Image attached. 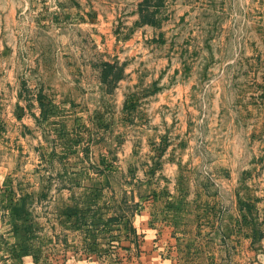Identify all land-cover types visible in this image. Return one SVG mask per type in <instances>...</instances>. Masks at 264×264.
Masks as SVG:
<instances>
[{
    "label": "crops",
    "instance_id": "1",
    "mask_svg": "<svg viewBox=\"0 0 264 264\" xmlns=\"http://www.w3.org/2000/svg\"><path fill=\"white\" fill-rule=\"evenodd\" d=\"M140 7L130 13V32L110 34L123 46L112 53L80 47L51 52L34 39L11 47L8 78L0 79L1 102L16 107L9 130L0 134V199L9 201L0 232L12 236L10 264H98L90 240L57 239L78 232L90 237L85 225L94 214L102 226L119 228L121 264H264L260 198H242L237 184L246 171L232 181V170L218 168L213 178L202 170L201 154L194 161L198 149L188 142L192 119L186 110L196 85L165 74L171 57L161 59L159 33L141 22ZM104 62L114 64L117 79L102 81ZM142 157L159 168L153 177L147 170L142 177L134 173L147 167ZM84 176L108 188L96 198L110 209L78 206L87 194L80 193ZM22 219L27 226L38 221L45 231L40 246L29 245L40 250L39 258L24 256ZM45 248L56 255L45 257Z\"/></svg>",
    "mask_w": 264,
    "mask_h": 264
},
{
    "label": "rangeland",
    "instance_id": "2",
    "mask_svg": "<svg viewBox=\"0 0 264 264\" xmlns=\"http://www.w3.org/2000/svg\"><path fill=\"white\" fill-rule=\"evenodd\" d=\"M139 3L144 10L141 14L152 19L151 24L159 33L156 41L161 48V59L171 57L165 74L170 73L178 82L196 85L190 91L192 104L186 110L192 119V135L188 142L198 149L194 161L201 154L202 170L213 178L212 172L218 168L232 170V181L238 173L246 171L237 184L242 198L248 203L249 197L260 198L255 202L262 209L264 0H0L1 81L8 78L9 51L16 41L25 46L34 39L38 47L49 48L51 52L62 47H80L94 49L102 55L112 53L116 47L122 49L110 34L131 31L134 25L130 24V13ZM146 31L149 29L144 28L143 33L147 34ZM61 35L65 36L64 40L57 39ZM141 45V41H137L134 47ZM136 107L141 108L142 104ZM14 112L16 107L10 102H1L0 97V134L9 130ZM141 159L147 167L135 169L137 176L142 177V170H147L150 177L158 173L159 168L149 166L151 160ZM236 161L238 168H235ZM109 170L118 171L114 167ZM220 174L225 175L224 181L228 182L226 173L221 171ZM82 179L80 193L88 196L78 200V206L91 211L110 209L102 199L96 198L102 197L108 188L91 176ZM114 186L118 187V192L123 189L120 183ZM1 191L10 192L9 187ZM8 204V200L0 199V215ZM17 222L25 226L24 233L19 235L28 245L24 248V256L41 257L40 250L29 245L40 246L45 240L42 226L35 220L30 226L23 219ZM87 222L90 226H85L91 230L90 237L88 233L78 232L70 237L61 234L57 239H88L94 245L90 250L96 255L98 264H121L119 228H115V224L102 226L106 224L101 215L96 217V214ZM11 240L9 232H0L1 264L8 262L7 246ZM54 250L42 249L43 255L54 257Z\"/></svg>",
    "mask_w": 264,
    "mask_h": 264
},
{
    "label": "trees",
    "instance_id": "3",
    "mask_svg": "<svg viewBox=\"0 0 264 264\" xmlns=\"http://www.w3.org/2000/svg\"><path fill=\"white\" fill-rule=\"evenodd\" d=\"M140 10H141L140 13L144 12L142 7H141ZM151 20L152 19L150 17L149 18H148V16L144 17L142 15V22L151 24V23H153ZM101 68H102V81L108 82V80H112V79H115V78L117 79L119 77L118 75L113 73L114 72V64L108 63V62H104V63L101 64Z\"/></svg>",
    "mask_w": 264,
    "mask_h": 264
}]
</instances>
